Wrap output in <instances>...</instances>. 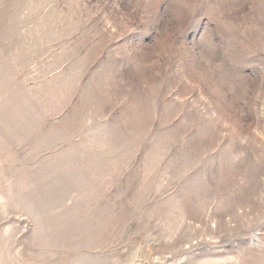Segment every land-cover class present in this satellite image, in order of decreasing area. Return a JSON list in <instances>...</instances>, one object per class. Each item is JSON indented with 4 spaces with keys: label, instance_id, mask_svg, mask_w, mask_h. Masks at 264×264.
Listing matches in <instances>:
<instances>
[{
    "label": "rangeland",
    "instance_id": "1",
    "mask_svg": "<svg viewBox=\"0 0 264 264\" xmlns=\"http://www.w3.org/2000/svg\"><path fill=\"white\" fill-rule=\"evenodd\" d=\"M0 264H264V0H0Z\"/></svg>",
    "mask_w": 264,
    "mask_h": 264
}]
</instances>
